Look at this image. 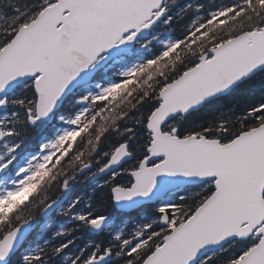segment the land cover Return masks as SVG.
<instances>
[{"label": "snow or ice", "instance_id": "1", "mask_svg": "<svg viewBox=\"0 0 264 264\" xmlns=\"http://www.w3.org/2000/svg\"><path fill=\"white\" fill-rule=\"evenodd\" d=\"M0 264H264V0H0Z\"/></svg>", "mask_w": 264, "mask_h": 264}, {"label": "trees", "instance_id": "2", "mask_svg": "<svg viewBox=\"0 0 264 264\" xmlns=\"http://www.w3.org/2000/svg\"><path fill=\"white\" fill-rule=\"evenodd\" d=\"M109 212H110L112 215H114V216L116 217L117 223L119 224V222H120L122 219H124L125 216H130V215H132V214L135 212V210H134V211H131V212H129V213H124V212H122V211H116L115 207L113 206V207H111V208L109 209Z\"/></svg>", "mask_w": 264, "mask_h": 264}, {"label": "water", "instance_id": "3", "mask_svg": "<svg viewBox=\"0 0 264 264\" xmlns=\"http://www.w3.org/2000/svg\"><path fill=\"white\" fill-rule=\"evenodd\" d=\"M116 207V209L118 210V211H125V209L124 208H122V207H118V206H115ZM133 210H135V209H133ZM132 211V210H131ZM125 212H127V211H125Z\"/></svg>", "mask_w": 264, "mask_h": 264}]
</instances>
